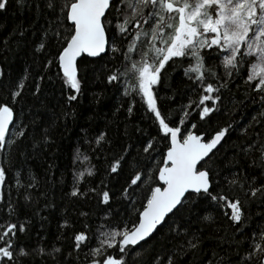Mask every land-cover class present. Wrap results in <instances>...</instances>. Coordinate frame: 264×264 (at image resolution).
<instances>
[{
	"label": "snow or ice",
	"instance_id": "obj_1",
	"mask_svg": "<svg viewBox=\"0 0 264 264\" xmlns=\"http://www.w3.org/2000/svg\"><path fill=\"white\" fill-rule=\"evenodd\" d=\"M8 3L9 0H0V11L6 10ZM17 3L23 5L25 0H17ZM30 6H34L36 14L33 27L41 19L44 20V24L37 29L41 38L35 51H49L44 68L48 70L55 65L61 94L66 93L69 106L83 94L80 59L85 56L98 58L109 51L113 55L120 53L126 65L123 75L131 73L134 77L133 91L146 107L158 134H162L161 139L167 141L166 151L161 153L162 159L152 166L151 171L147 162L153 159L151 152L156 150L155 138L143 142L142 151L147 156L140 157L138 153L134 157L131 151L133 145L113 156L107 169L110 176L119 177L125 166L129 169L125 186L120 189L117 199L126 205L125 212L128 213V208H131V213L126 219L121 217L113 222L109 219L112 213L108 212L103 218L105 222L95 232L87 224L85 230L74 231L72 249L77 257L87 248L86 264H129V260L132 264H137V261L139 264H179L181 256L199 249L202 244L201 230L192 228L191 217L196 215L201 222L213 220L209 214L200 216L194 211L203 203L216 207L223 204L230 209L225 215L240 236L234 241L238 257L236 264H264V228L252 232L250 236L245 232L249 217L244 202L221 194L223 189L215 178L220 173L214 174L213 169L207 166L218 146H222L230 134L232 125L218 127L211 132H200L198 123L188 126L194 112L200 121L210 119L213 113L218 112L222 102L221 90L241 73L245 75V84L260 94V99L264 101V0H31ZM23 34L24 30H21L20 35ZM53 41L56 43L49 49ZM134 53H138V60L133 58ZM178 58L191 61L184 69V77L191 82V91H199V96L197 99L189 97L188 103L180 106L178 111L181 115L173 126L172 114L161 107L156 89L164 83L163 74L167 66L170 62L175 64ZM212 58L218 59V67L224 69L223 79L206 63ZM3 76L4 72L0 70V77ZM29 76L26 69L9 97L0 99V152L11 145L25 162L29 144L35 149L49 140L47 129L37 140L36 120L29 124L23 121L16 123L14 106L22 98ZM44 79L45 75L39 77L40 81ZM120 79L118 70L107 76L108 84ZM210 79L216 83L208 82ZM40 92L41 84L37 82L33 95L38 96ZM124 94L130 93L125 89ZM128 112L131 114V106ZM252 121L250 128L254 129L256 123L264 126V112L259 114V119L253 117ZM10 126L15 129L14 132ZM82 131L87 135L86 129ZM253 137L238 146V154L245 159L252 158L249 167L259 168L264 175V133L253 131ZM94 143L102 146L110 141L101 132ZM22 147L25 151H20ZM81 155L76 149L74 165ZM83 160L89 161V157L83 155ZM8 163L11 165V161ZM233 163L235 165L239 161ZM240 167V173L233 172L231 179L225 177L228 185L241 190L247 186L251 197H257L258 193L264 196V184L253 186L257 177L253 176L249 181L243 165ZM22 170L23 164L10 176V168L0 164V204L4 205L9 217V220L0 223V264H22L25 259L35 264L37 258L41 264H46V257L53 264H59L61 248L53 245L48 249L38 244L28 249L19 243L18 233H26L31 220L25 218L19 221V205L8 198L10 189L6 197L5 188L10 179L17 189L27 191L36 187L35 176H30L27 184L21 182ZM94 174V166L85 171H75V183L69 195L84 198L92 195L98 198L100 205L110 206L116 193L110 191L103 181L101 191L97 188L81 191L79 184L85 175L90 177ZM154 180L157 183L153 187ZM142 185L148 187L143 202L137 207V190ZM25 200L30 201L31 196L25 195ZM184 210H187V216L183 215ZM86 215L81 213V216ZM12 217L17 222H12ZM165 226L167 231L161 232ZM60 227L67 229L73 225L65 219ZM93 238L96 243L91 247ZM149 241L153 243L149 245ZM71 255L72 252H69L68 256ZM209 264L213 262L209 261ZM215 264L231 262L221 257Z\"/></svg>",
	"mask_w": 264,
	"mask_h": 264
},
{
	"label": "trees",
	"instance_id": "obj_2",
	"mask_svg": "<svg viewBox=\"0 0 264 264\" xmlns=\"http://www.w3.org/2000/svg\"><path fill=\"white\" fill-rule=\"evenodd\" d=\"M30 5L31 0H25L23 5H19L17 0H9L7 9L0 11V70L4 72V76L0 77V99L9 97L15 84L24 76L27 69L30 73L29 79L22 98L18 99L14 106L17 112L16 123L23 121L24 124H29L32 120H36L37 140L40 139L44 129L48 130L49 140L47 143H40L35 149L29 144L26 149L28 156L26 162L11 145L0 152V164L10 168V176L23 164L21 182L27 184L30 176L36 178V187L27 191L24 188L17 189L14 181L10 179L5 193L7 197L10 189L8 198L18 203L19 221L25 218L31 220L28 231L23 234L18 233L21 245L28 249L35 248L38 244H43L48 249L55 245L62 249V254L58 257L59 264H86L87 248L83 249L78 257L77 253L73 252L71 239L73 232L85 230L86 224L92 232H95L96 228L105 222L103 218L108 212L112 213L109 219L113 222L121 217L126 219L128 213H131V208H128L126 213V205L117 199L120 189L125 186L129 169L125 166L119 177L110 176L107 169L113 156L128 145L134 146L131 149L134 157L138 153L140 157L147 156L148 154L142 151L145 146L143 142L155 138L156 150L151 152L153 159L147 162L151 171L152 166L162 159L161 153L166 151L167 141L161 139L162 134H158L156 126L149 119L150 114L146 112V107L133 91L134 77L131 73L127 76L123 75L126 65L120 53L113 55L109 51L98 58L85 56L80 59L83 94L77 102L69 106L66 93L61 94V82L56 77L55 65L48 70L44 68L49 58V51H35L41 38L37 29L44 24V20L41 19L33 27L36 14L34 6ZM21 30H24L23 35H20ZM55 43L53 41L49 49H52ZM133 58L138 60V53H134ZM190 62L188 58H178L175 64L170 62L163 74L164 83L156 89L161 107L172 114L173 126L178 123L181 115L178 111L180 106L187 104L189 97L197 99L199 96V91L195 93L191 91L192 84L184 77V69ZM206 63L215 69L222 79L224 78V69L218 67V59H207ZM117 70L121 73L120 81L108 84L107 76ZM41 75H45L43 81L39 80ZM48 77L52 79L49 80ZM37 82L41 84V92L38 96H34ZM208 82L216 83L211 79ZM125 89L129 91V95L124 94ZM220 94L222 96L220 110L205 121H200L198 114L194 112L188 126L190 127L191 123H198L200 132H211L218 127L232 125L230 134L222 142V146H218L207 166L213 169L214 174L220 173L215 178L223 189L221 194L228 195L230 199L239 198L244 202L245 212L249 217L245 232L250 236L252 232L264 228V196L258 193L257 197H251L247 186L243 190L230 187L225 177L231 179L232 173H240V166L243 165L249 181L253 176L257 177V183L253 186L264 184L261 170L255 166L249 167L252 158L245 159L238 154V146L254 138L253 131L264 133V126L260 123H256L254 129L249 127L253 122L252 118L259 119V114L264 112V101L260 99V94L252 91L245 84L243 73L233 77ZM130 106L131 114L128 112ZM64 112L69 115H62ZM83 129L87 130V135L82 131ZM245 129H248L247 133ZM10 130L15 131L12 126ZM101 132L106 134L110 143L97 146L94 139ZM76 149H79L82 155L74 165L73 156ZM20 151L25 149L22 147ZM83 155H87L89 161H84ZM8 161H11V165ZM234 161L239 163L234 165ZM92 166L95 174L90 177L85 175V179L79 184L81 191L90 188L101 191L103 190L101 181H103L110 191L116 193L110 206L100 205L98 198L92 195L87 198L69 195L75 183L73 173L85 171ZM156 183L154 180L152 186H156ZM147 187L148 185H142L137 190L139 193L137 207L143 202ZM25 195H30L31 200L26 201ZM194 211L199 212L200 216L209 214L213 220L201 222L198 216L191 217L192 228L201 230L202 244L199 249L181 256L179 264H209V261L215 264V261L221 257L229 259L231 264H236L238 257L235 253L234 241L240 239V236L225 215L230 209L223 204L216 207L201 203ZM81 213L87 215L81 216ZM183 215H188L187 210H184ZM11 219L12 222H17L15 217ZM65 219L73 225L72 228L60 227ZM7 220L9 217L4 211V205L0 204V223ZM164 231H167V226L161 229V232ZM95 243L93 238L90 246L94 247ZM152 243L153 241H149V245ZM69 252H72L71 256H68ZM45 261L46 264H53L50 258L46 257ZM22 264H32V262L25 259ZM35 264H41V260L35 259ZM129 264H132L131 260Z\"/></svg>",
	"mask_w": 264,
	"mask_h": 264
},
{
	"label": "water",
	"instance_id": "obj_3",
	"mask_svg": "<svg viewBox=\"0 0 264 264\" xmlns=\"http://www.w3.org/2000/svg\"><path fill=\"white\" fill-rule=\"evenodd\" d=\"M103 55V54H102ZM90 58H92V57H90Z\"/></svg>",
	"mask_w": 264,
	"mask_h": 264
}]
</instances>
